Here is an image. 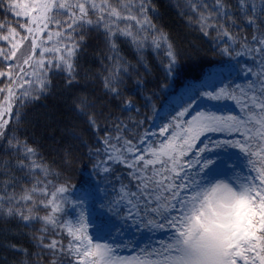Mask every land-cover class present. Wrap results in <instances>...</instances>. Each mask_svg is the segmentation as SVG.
<instances>
[{
	"label": "snow or ice",
	"instance_id": "obj_1",
	"mask_svg": "<svg viewBox=\"0 0 264 264\" xmlns=\"http://www.w3.org/2000/svg\"><path fill=\"white\" fill-rule=\"evenodd\" d=\"M164 6L0 0V264H264V0Z\"/></svg>",
	"mask_w": 264,
	"mask_h": 264
},
{
	"label": "trees",
	"instance_id": "obj_2",
	"mask_svg": "<svg viewBox=\"0 0 264 264\" xmlns=\"http://www.w3.org/2000/svg\"><path fill=\"white\" fill-rule=\"evenodd\" d=\"M162 4L165 6L162 8L163 20L165 24L173 31L174 34L178 35L181 38L192 39V36H188L182 26L180 18L177 16L176 12L172 10V8L167 5L171 2V0H161ZM149 55H153L149 50ZM202 64L207 65V60L201 61ZM55 104V100L53 97L49 96L47 98H41L38 103L34 106H30L31 112H43L46 110H50ZM46 136V133L43 134ZM42 136V144L46 141ZM82 178L81 173H73V183Z\"/></svg>",
	"mask_w": 264,
	"mask_h": 264
},
{
	"label": "rangeland",
	"instance_id": "obj_3",
	"mask_svg": "<svg viewBox=\"0 0 264 264\" xmlns=\"http://www.w3.org/2000/svg\"><path fill=\"white\" fill-rule=\"evenodd\" d=\"M157 239H159L160 237L158 236V237H156Z\"/></svg>",
	"mask_w": 264,
	"mask_h": 264
}]
</instances>
